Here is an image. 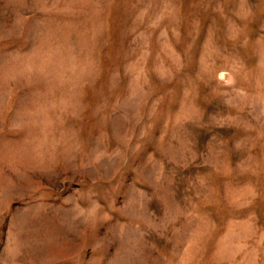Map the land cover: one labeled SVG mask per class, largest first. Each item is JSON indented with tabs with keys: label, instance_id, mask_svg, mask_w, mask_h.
<instances>
[{
	"label": "rangeland",
	"instance_id": "obj_1",
	"mask_svg": "<svg viewBox=\"0 0 264 264\" xmlns=\"http://www.w3.org/2000/svg\"><path fill=\"white\" fill-rule=\"evenodd\" d=\"M0 264H264V0H0Z\"/></svg>",
	"mask_w": 264,
	"mask_h": 264
}]
</instances>
